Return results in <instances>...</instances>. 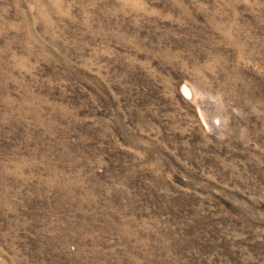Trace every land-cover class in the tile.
Listing matches in <instances>:
<instances>
[{"label":"rangeland","instance_id":"1","mask_svg":"<svg viewBox=\"0 0 264 264\" xmlns=\"http://www.w3.org/2000/svg\"><path fill=\"white\" fill-rule=\"evenodd\" d=\"M0 264H264V0H0Z\"/></svg>","mask_w":264,"mask_h":264}]
</instances>
